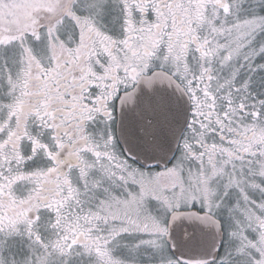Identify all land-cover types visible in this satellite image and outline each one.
Wrapping results in <instances>:
<instances>
[{"label":"snow or ice","instance_id":"1","mask_svg":"<svg viewBox=\"0 0 264 264\" xmlns=\"http://www.w3.org/2000/svg\"><path fill=\"white\" fill-rule=\"evenodd\" d=\"M0 264H264V0H0Z\"/></svg>","mask_w":264,"mask_h":264},{"label":"water","instance_id":"2","mask_svg":"<svg viewBox=\"0 0 264 264\" xmlns=\"http://www.w3.org/2000/svg\"><path fill=\"white\" fill-rule=\"evenodd\" d=\"M179 114H180V120H178V124L182 122L184 119H186L188 116L187 106L184 105L182 102L179 105Z\"/></svg>","mask_w":264,"mask_h":264}]
</instances>
